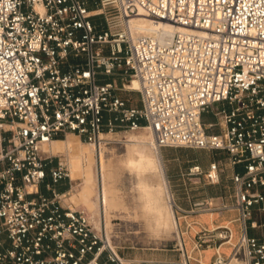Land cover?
<instances>
[{"label":"built area","instance_id":"2783aa9c","mask_svg":"<svg viewBox=\"0 0 264 264\" xmlns=\"http://www.w3.org/2000/svg\"><path fill=\"white\" fill-rule=\"evenodd\" d=\"M138 15L184 30L140 33ZM121 129L226 153L190 168L209 184L234 168L190 208L173 195L183 217L218 218L186 220L191 245L180 235L163 264H264V0H0V264H127L62 203L71 170L45 149L69 133L101 146Z\"/></svg>","mask_w":264,"mask_h":264},{"label":"rangeland","instance_id":"374dc122","mask_svg":"<svg viewBox=\"0 0 264 264\" xmlns=\"http://www.w3.org/2000/svg\"><path fill=\"white\" fill-rule=\"evenodd\" d=\"M128 94L133 97L134 104H140L138 90ZM150 134L149 129L136 131L121 129L115 133L105 134L101 146L84 142L96 150L97 158L93 165L95 179L91 205L89 207L85 204L78 205L69 199L74 193H79L82 179L72 180V186L69 188L72 194L66 196L67 198H61L65 206L86 213L91 218L95 231L105 240L106 246L110 249L109 239L127 264H163L169 260L177 261L180 254L175 245L179 236H184L187 245L190 246L191 239L198 229L194 225L188 228L186 220L192 222L199 219L210 224L212 218H218L217 214L208 213L185 218L174 206V211L170 212L171 192L181 206L186 208L187 206L180 203L173 183L169 180L168 170H178L192 160H197L198 163H209L216 158H222L224 162L229 160L227 156H223L225 153L209 149L182 146L159 148L152 142ZM134 150L137 158L140 152L147 155L146 165L132 167L133 169L127 166L126 158ZM101 153L105 163V176L100 166ZM159 154L166 168L170 194L165 189V182L159 169ZM55 155L65 160L69 158L67 152ZM186 177H191L188 181L197 187L198 197H201L204 189L207 193L215 190L222 192L226 184L225 176L220 184H209L203 176ZM103 183L110 190L111 202L108 207L104 206L101 200ZM188 199L185 201L189 202ZM213 251L211 249L206 251L207 261L210 260Z\"/></svg>","mask_w":264,"mask_h":264},{"label":"bare ground","instance_id":"6f19581e","mask_svg":"<svg viewBox=\"0 0 264 264\" xmlns=\"http://www.w3.org/2000/svg\"><path fill=\"white\" fill-rule=\"evenodd\" d=\"M132 25L135 29L140 33H145L148 35L156 36L161 38L162 36H172L176 33V31L184 30L181 26L173 25L169 22H162V21H153L150 18L138 15L136 16L133 21ZM131 88L138 90L140 88V83L137 79H134L131 83ZM151 132V131H150ZM152 138V142L157 146L155 141V136L153 132L150 134ZM45 149L57 154V153H65L69 154V158L67 160L72 180L82 179V188L80 189L79 193H74L69 198L71 201L79 204H85V206L89 207L91 205V196L93 194L94 188V171L93 165L97 162L96 158V150L89 146V144L84 143V141L76 134V133H69L66 139H55L51 143L45 144ZM131 150V149H130ZM130 152V151H129ZM135 150L131 151L126 158V164L129 167H136V166H144L146 165L145 161H147V155L143 152L139 153V157L135 156ZM160 153V152H159ZM103 153L100 154V166L102 167V174L105 176V163L103 161V157L101 156ZM158 159L160 162V170L161 175L164 179V186L167 192L170 194L168 179L166 177L165 165L162 159L161 154L158 155ZM150 161V160H149ZM125 162V161H124ZM133 169V168H132ZM104 187H102V196L101 200L104 203V206L108 207L111 202V195L110 190L106 187L105 183ZM76 188V187H75ZM69 194H72L70 190L63 193L61 198H67ZM170 200V212H173V194L171 192ZM108 219V218H107ZM109 223V220H108ZM109 245L113 250L115 246L111 245V241L108 239ZM126 263V262H125Z\"/></svg>","mask_w":264,"mask_h":264},{"label":"crops","instance_id":"0c3cea01","mask_svg":"<svg viewBox=\"0 0 264 264\" xmlns=\"http://www.w3.org/2000/svg\"><path fill=\"white\" fill-rule=\"evenodd\" d=\"M204 121L206 123H210V122H214L216 121V117L211 114V113H205L204 114ZM214 131V130H213ZM215 131H218L217 129H215ZM223 156H227V154H223ZM228 158V156H227ZM211 162V161H210ZM209 163H198L197 160H192L190 163L185 164L183 167H179L178 170H168V177L170 182L173 183V187L175 188L176 194L179 196L180 199V203H182L183 205L187 206V208H190L192 206V197L198 195L197 193V187H194L190 184V182L188 181V179H191V177H186V175L190 176V168L193 167L196 164H200L202 166V168H204L205 170H207L209 168ZM234 169L232 166H228V172L226 174L223 175V177L225 176L226 178V183L229 182V180L227 179V175L229 172H231V170ZM237 169H241L240 166H237ZM166 171V168H165ZM168 180V182H169ZM57 188L59 190V192L63 193L66 192L69 188V184L67 182V180L61 181L57 184ZM46 191V190H44ZM204 193L202 195H209V196H217L219 194H221V191H211L210 193L206 192L205 189L203 191ZM201 194V193H199ZM188 199L189 202H186L185 199ZM182 199V200H181ZM194 199V198H193ZM186 208V207H184Z\"/></svg>","mask_w":264,"mask_h":264},{"label":"trees","instance_id":"16d2710c","mask_svg":"<svg viewBox=\"0 0 264 264\" xmlns=\"http://www.w3.org/2000/svg\"><path fill=\"white\" fill-rule=\"evenodd\" d=\"M60 138H62V137H60Z\"/></svg>","mask_w":264,"mask_h":264}]
</instances>
